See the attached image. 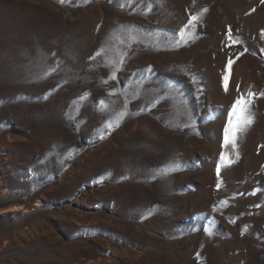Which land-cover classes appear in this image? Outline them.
<instances>
[{"label": "rangeland", "instance_id": "rangeland-1", "mask_svg": "<svg viewBox=\"0 0 264 264\" xmlns=\"http://www.w3.org/2000/svg\"><path fill=\"white\" fill-rule=\"evenodd\" d=\"M262 93L264 0H0V264H264Z\"/></svg>", "mask_w": 264, "mask_h": 264}, {"label": "snow or ice", "instance_id": "snow-or-ice-1", "mask_svg": "<svg viewBox=\"0 0 264 264\" xmlns=\"http://www.w3.org/2000/svg\"><path fill=\"white\" fill-rule=\"evenodd\" d=\"M63 2V0H61ZM193 20H196L197 17H192ZM231 30L229 29V32ZM99 55V53H97ZM233 61L231 59L228 60V64L226 65V74L223 77L224 80V88L225 91L228 90L229 80H230V69ZM261 95H264L262 93ZM255 96V93L251 91L247 93V98L245 94L241 93L235 100V102L231 106V110L227 113V123L224 127V144L225 146L231 144L233 147L236 146L237 134L241 131L245 130V125L251 123V117L247 114L248 107L251 104V99ZM103 103L102 101L100 102ZM221 163H223L227 157L222 153L221 154ZM231 161H229L230 163ZM220 168L217 167V175H219ZM219 187V185H218ZM207 231V230H206ZM211 235L212 233L209 232Z\"/></svg>", "mask_w": 264, "mask_h": 264}]
</instances>
